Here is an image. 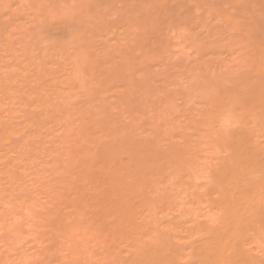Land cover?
Wrapping results in <instances>:
<instances>
[{"label":"rangeland","instance_id":"374dc122","mask_svg":"<svg viewBox=\"0 0 264 264\" xmlns=\"http://www.w3.org/2000/svg\"><path fill=\"white\" fill-rule=\"evenodd\" d=\"M256 1L0 0V126L15 128H0V228L15 223L23 235L11 243L0 229L2 263L22 253L15 264L88 255L122 264L132 249L119 240L130 229L167 244L202 222L215 190L212 147L230 143L240 123L264 136V0ZM252 3H263L260 12ZM72 228L87 257L66 241Z\"/></svg>","mask_w":264,"mask_h":264},{"label":"bare ground","instance_id":"6f19581e","mask_svg":"<svg viewBox=\"0 0 264 264\" xmlns=\"http://www.w3.org/2000/svg\"><path fill=\"white\" fill-rule=\"evenodd\" d=\"M254 1H256V0H253V2ZM256 2H259V1L257 0ZM259 4H257V5L255 4L257 6L256 12H258V9L260 12V10H261L260 8L262 7L263 3L261 4V6ZM252 5H254V4L252 3ZM255 5H254V7H255ZM258 6H260V7H258ZM262 12H264V11L262 10L261 14H262ZM263 15H264V13H263ZM62 18L60 20H62ZM255 18H256V16H255ZM62 22H65V21L62 20L61 24H62ZM64 25H65V23H64ZM256 25H258V24H256ZM260 26H262V25H260ZM260 30H261V28H260ZM247 32H249L248 38L249 39L252 38L253 36L250 35V33H252V29L250 26L247 27ZM260 33L263 34V31H261ZM66 34L68 35L67 39H70V41H74V38L78 37L76 34H73L72 32H67ZM70 34L72 36H70ZM6 44H8V43H6ZM111 48L109 50L115 49L113 47H111ZM82 51H83V49H82ZM255 61H257V60H255ZM76 62L77 61L75 60V62H73V63L75 64L76 68H79V65H77L78 63H76ZM259 63H261V61ZM259 63L257 62L256 65H258ZM219 64H221V63L219 62L218 66H219ZM261 65H262V63H261ZM84 66H86V65H84ZM261 68H263V67H261ZM263 70L264 69H262V71ZM95 89L97 90V88H95ZM96 90H94V92H92V93H95ZM244 104H246V103L244 102ZM239 106H242V105L240 104ZM244 106H248V105L246 104V105H243V107ZM238 109L239 108H237V110ZM243 109H245V108H243ZM234 110H236V108ZM241 111L243 112V110H241ZM236 112L239 113L238 111H235V113ZM240 115H241V113H240ZM243 115L245 116V112ZM249 115H251V114H249ZM244 116H243V118H244ZM254 116H255V114L253 115V117ZM224 117H226V116L224 115ZM239 117H241V116H239ZM235 119L237 121V118H235ZM235 119H232V121H235ZM244 119H246V118H244ZM226 121H228V118L226 119ZM230 121H231V117L229 119V124H230ZM239 121H241V119H239ZM246 121H247V119H246ZM248 122H249V119H248ZM244 123H243V125H244ZM167 124H169V123H167ZM227 124H225V125H227ZM240 124H237L236 126L234 124L233 126H235V127H233L232 130L229 129L230 130V131L228 130L229 132L226 130V129H228V128H226V126L223 127V128H225L224 133L222 132L223 129L218 128V129H220V135L225 134L223 136L224 137L226 136L225 137L226 139L229 137L230 132L232 133L230 135H233V136L230 137V140H227L230 143H227L226 141L224 142V140L222 143V141L220 142V140H219L218 143L216 141L217 144H215L216 146L214 145L215 148L212 147V149H213L212 153L214 155L213 157H215V160H216V157L219 156L218 157L219 160H218L216 166L214 165L213 169L212 170L210 169L211 170L210 172H211L213 178L211 175L208 176L209 178H212L210 182L212 183V186L214 185L215 190L212 191L214 193L213 194L214 196L209 195L210 196V197H208L209 201L205 199L206 204L209 202L208 204L210 206L212 205V207H210V210L208 208L209 206L207 207L206 204L201 203L202 207L205 205V207L208 208L207 210H209V211H206L205 214H203L204 212L201 214L199 213L202 216V217L200 216L201 219H203L202 222L198 221L199 223H194L195 222L194 221L195 219H194L193 220L194 222L192 224H190V226L188 228L185 227V229H187L186 233H184L182 230V232L184 233V235L182 237H178V238L175 237L178 234L175 231L174 234H176V235L175 236L173 235L174 241L167 240V242H168L167 244H166V242H164L165 244L164 243L161 244L159 242L160 238H152L151 239L150 236L142 233L141 231H137L134 228L130 229V232H128L129 235H127L130 237V242L128 241L129 237H127L125 234L127 242L129 244L125 243V240H126L125 238H124L125 239L124 242L123 241L121 242V240L123 238V237H121V235L123 233H120V234L118 233V235H120V237H121V240H119L118 235L113 234L114 237H113V235H111L113 237V239L111 237L112 242H114L115 241L114 238L116 236H118L117 239L115 238L116 239L115 243H117V241L119 240L120 243L119 242L118 243L120 244V246H122L121 243L122 244L124 243L125 246L126 245L131 246V247H129L132 249V251L129 249L131 251V253L128 254L130 251L125 252V254L127 253L130 256L126 257V259H124L125 262L122 264H264V144L262 145L261 142H259L260 139H262V138L264 139V136L261 137L259 135L261 138L258 136H256V138H253L252 134H254V132L251 134V132L249 131L251 126L249 127V129H247V127L242 126V123H240ZM252 126H253V124H252ZM262 126H264V125H262ZM255 127H256V125H255ZM0 128H2L4 130L3 126L2 127L0 126ZM262 128L263 127H261V129ZM171 129L174 130L173 128H171ZM7 130L8 129L6 128L4 131L7 132ZM13 130H11V131H13ZM11 131H9V132H11ZM218 131L219 130H217V133H218ZM255 131H258V130H255ZM9 132H8V134H9ZM225 132L226 133L228 132L229 134H226ZM151 133H152V131H151ZM12 134H13V132H11V135ZM2 135H4V133H2ZM2 135H1V138H3ZM222 135H221V137H223ZM227 135H228V137H227ZM218 136H219V134H218ZM221 137H219V138H221ZM254 137H255V135H254ZM257 137L259 138L258 140H257ZM8 138H9V136L7 135V139ZM154 138L156 139V137H154ZM4 139H5V137L3 139H0V140H4ZM11 140H12V138H11ZM224 143H227V144H224ZM222 148L225 151V153H224L225 155H223V156L219 155L223 152V151L219 152V149L222 150ZM210 152H211V148H210ZM212 153H211V155H212ZM89 157H90V155H89ZM192 168L194 169V167H192ZM8 169H7V171H10ZM141 169H143V168L141 167ZM190 171H191V169H190ZM193 171L196 172V170H193ZM197 171H200V170H197ZM195 172H193L194 174H192V175H194V177H195ZM15 173L16 172H14V174ZM196 174L198 175L199 173H196ZM203 174H204V172H203ZM208 174H209V172H208ZM200 176H201V174H200ZM205 187L207 188V186H205ZM129 189H131V188H129ZM131 191H132V189H131ZM138 192H141V191L139 190ZM210 192L211 191H209L208 194ZM125 196L128 197V195H125ZM199 202H196L197 204L196 203L195 204L197 206H201V205H199ZM190 207H192V206H190ZM196 207L195 208L192 207V208L188 209V210H190L189 212L191 213V209H194V212H193L194 214L193 213L192 214L197 215L196 214L197 213ZM206 208L204 210H206ZM195 210H196V212H195ZM193 217L195 218V216H193ZM200 217H198V218H200ZM14 224L15 223H5L4 222V223H2V227L0 229L1 230L4 229V230L10 232L13 235L12 237L14 239V240L12 239L13 241L10 239V242L11 243L16 242V244H17V242L23 238V235H22L21 231H17L15 229L16 224H15V227H14ZM75 228H72V230L70 229L66 233V235H65L66 241H68L70 239H71L70 241H72V238L74 239V235H76L74 232ZM174 228H175V230H177L176 228H178V226L177 227L174 226ZM178 229L180 230V228H178ZM249 229H252V230H249ZM179 230H177V231H179ZM253 230L255 231V232H253L254 236H250V234H249V236H247L248 233L249 232L251 233ZM1 233H3V232L1 231ZM83 233L84 232H82L81 235H83V237L85 238ZM115 234H117V233L115 232ZM179 235H181V234H179ZM95 237H98V236H94V238ZM33 239L36 240L34 236H33ZM75 239H76V236H75ZM99 239H100V237H98L95 240L97 241ZM167 239H169V237ZM177 239L180 240L181 242H179ZM181 239H184L185 242ZM162 240L163 239H161V242H162ZM175 240H177L178 242ZM70 241H68V242L71 244L73 241L72 242H70ZM169 241L171 242L170 244H169ZM186 241H188L187 242L188 245H186L187 247L184 245V244H186ZM74 242L72 243L74 245V248H75V245H76V247L80 246V247H78V250L79 249L81 250L83 248V247L81 248L80 244L77 245V242H75V244H74ZM78 243H79V241H78ZM189 243H191V245H189ZM247 243H248V245H247ZM251 243H252L251 247L252 246L253 247L249 248L250 247L249 245ZM16 244H15V246L11 244L13 247L12 250L15 249V247L17 246ZM70 244H68V245H70ZM181 245H184L186 248H188V250H186V248L183 246V248H185V249H183V251L184 250H185V252L187 251L185 254L180 252L182 249ZM123 247L124 246H122V248ZM76 250H77L76 248L74 250L72 248V252L77 255V253H79V252ZM83 251L82 252L85 254L82 255L83 253L80 252L81 253V254L79 253L80 257H81V255L87 257L86 253L88 254L89 252H87L85 249ZM73 253L71 254V256L72 257L75 256L74 258H77L76 255L73 256ZM17 255H19V254H17ZM128 255L123 254V258H124V256H128ZM19 256H20V259H18ZM19 256H18V258H16L18 261L21 260V258H22V260L23 259L25 260V258H23V257L26 255H24V254L22 255V253H20ZM92 256L94 257V255H92ZM5 258L8 259V255ZM5 258L1 259V260L5 262ZM12 258L14 259L15 257L13 256ZM27 258H26V260H27ZM74 258H72V261L74 260ZM78 258L72 264H115L117 262L116 259L112 260V261L110 259V261H105V260L103 261L102 260L101 262H98V263H92L90 261H94V260L88 261L89 255H88V258L85 260H84V258L82 260L80 258L79 259ZM7 259H6V261H8ZM17 260L13 261L14 262L13 264H15V262L17 263ZM124 260H122V261H124ZM21 261H19V262L22 263L23 261L22 262ZM24 263H26V261ZM2 264H4V263H2ZM119 264H121V262H119Z\"/></svg>","mask_w":264,"mask_h":264}]
</instances>
